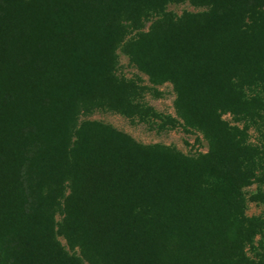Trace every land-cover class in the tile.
<instances>
[{
  "label": "trees",
  "instance_id": "obj_1",
  "mask_svg": "<svg viewBox=\"0 0 264 264\" xmlns=\"http://www.w3.org/2000/svg\"><path fill=\"white\" fill-rule=\"evenodd\" d=\"M0 0V264H264L243 191L264 176V0ZM158 13L146 32L148 14ZM169 82L205 154L143 147L79 114L136 113L116 51ZM66 185L68 193L66 191ZM58 225L71 248L56 238Z\"/></svg>",
  "mask_w": 264,
  "mask_h": 264
},
{
  "label": "rangeland",
  "instance_id": "obj_2",
  "mask_svg": "<svg viewBox=\"0 0 264 264\" xmlns=\"http://www.w3.org/2000/svg\"><path fill=\"white\" fill-rule=\"evenodd\" d=\"M204 10L205 8L193 6L190 1L185 0L179 3H168L164 6L163 13L178 17L183 13H200ZM159 16L161 15L158 13H149L142 21L140 30H127L125 40L135 38L140 32H146ZM116 55L115 73L117 77L131 82L137 88L136 113L123 115L96 109L79 114L77 126L85 122H94L128 136L143 147H162L185 157L205 154L208 150V142L203 134L196 129L185 127L176 113L174 103L176 95L172 84L169 82L151 83L148 76L138 71L128 56L121 51V47L117 49ZM222 119L230 126H236L239 129L247 125L248 142L258 145L264 141V126H259L257 130L249 122H235L230 114L223 115ZM65 193H68L67 185ZM243 193L246 200L252 194L258 193L260 202L246 201L245 216L258 218L264 224V176H260L259 180L246 188ZM62 218L61 212L55 215L56 238L65 252L69 255L79 256L78 249L71 248L63 236L58 234V225L61 224ZM263 239V235H258L253 239L251 245L245 247L248 257L259 253Z\"/></svg>",
  "mask_w": 264,
  "mask_h": 264
}]
</instances>
